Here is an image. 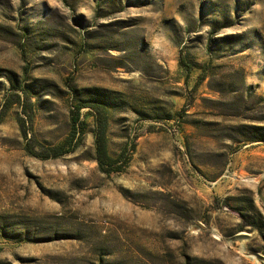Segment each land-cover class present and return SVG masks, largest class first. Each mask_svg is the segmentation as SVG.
Here are the masks:
<instances>
[{
	"label": "rangeland",
	"instance_id": "374dc122",
	"mask_svg": "<svg viewBox=\"0 0 264 264\" xmlns=\"http://www.w3.org/2000/svg\"><path fill=\"white\" fill-rule=\"evenodd\" d=\"M0 264H264V0H0Z\"/></svg>",
	"mask_w": 264,
	"mask_h": 264
},
{
	"label": "trees",
	"instance_id": "16d2710c",
	"mask_svg": "<svg viewBox=\"0 0 264 264\" xmlns=\"http://www.w3.org/2000/svg\"><path fill=\"white\" fill-rule=\"evenodd\" d=\"M82 106H83V104H79L77 106V110L79 111ZM76 134H77V130H76V127H75L74 131L71 134V137H74ZM97 143H98V146H99L100 153L103 154V155H106V139H105V136L98 137Z\"/></svg>",
	"mask_w": 264,
	"mask_h": 264
},
{
	"label": "bare ground",
	"instance_id": "6f19581e",
	"mask_svg": "<svg viewBox=\"0 0 264 264\" xmlns=\"http://www.w3.org/2000/svg\"><path fill=\"white\" fill-rule=\"evenodd\" d=\"M87 201H88V198H86V197H83V198H82V202H83V203H86ZM96 204H97V203H96ZM98 204H99V203H98ZM95 207H96V206H95ZM65 218L74 221L75 216H74L73 214H71V216H67V217H65ZM76 221H77V220H76Z\"/></svg>",
	"mask_w": 264,
	"mask_h": 264
}]
</instances>
